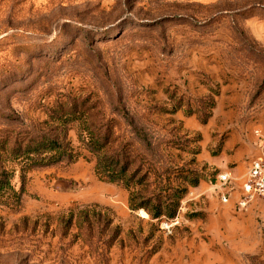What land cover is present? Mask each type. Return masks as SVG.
Returning <instances> with one entry per match:
<instances>
[{"label": "rangeland", "instance_id": "rangeland-1", "mask_svg": "<svg viewBox=\"0 0 264 264\" xmlns=\"http://www.w3.org/2000/svg\"><path fill=\"white\" fill-rule=\"evenodd\" d=\"M70 98L97 101L145 160L177 168L174 185L180 169L198 184L143 240L146 213L95 175L73 121L80 157L28 167L20 206L0 205V264H264V202L236 206L250 160L264 155V0H0V140ZM224 171L237 178L227 203L214 189ZM76 207L92 223L100 212L86 238L60 224Z\"/></svg>", "mask_w": 264, "mask_h": 264}, {"label": "trees", "instance_id": "trees-1", "mask_svg": "<svg viewBox=\"0 0 264 264\" xmlns=\"http://www.w3.org/2000/svg\"><path fill=\"white\" fill-rule=\"evenodd\" d=\"M53 108L56 109V116L53 115L50 121L0 140V205L20 206L24 172L28 167L48 165L64 159L74 162L80 157L78 149L72 146L67 137L70 123L77 121V136L82 148L89 154V159L93 161L95 175L106 182L118 183L127 190L128 208L132 213H146L149 236L143 240L153 237L154 232L159 229L153 221L157 224L161 220L170 222L176 217L187 186H197L200 174L191 169H180L178 172L182 176L178 179L181 182L174 185L173 174L177 168L166 166L159 170L153 162L145 160L127 138L115 132L118 122L105 116L97 101L89 105L88 99L70 98L56 102ZM123 119L127 120V117L124 116ZM132 129L136 137L145 141L136 127ZM8 163H13L14 166L8 167ZM17 167L20 171L18 188L13 182ZM87 209L89 208L76 207L66 217H62L60 224L64 231L75 222L79 235L86 238L84 230L93 233L100 212L92 210L91 214L95 219L92 223ZM26 220L24 217L23 221ZM110 230L112 234L108 243L119 235L117 225Z\"/></svg>", "mask_w": 264, "mask_h": 264}, {"label": "built area", "instance_id": "built-area-1", "mask_svg": "<svg viewBox=\"0 0 264 264\" xmlns=\"http://www.w3.org/2000/svg\"><path fill=\"white\" fill-rule=\"evenodd\" d=\"M236 179L229 171L216 176L214 189L221 203H227L231 199ZM237 191L236 206L239 210L247 208L256 200L264 202V155L250 160Z\"/></svg>", "mask_w": 264, "mask_h": 264}, {"label": "crops", "instance_id": "crops-1", "mask_svg": "<svg viewBox=\"0 0 264 264\" xmlns=\"http://www.w3.org/2000/svg\"><path fill=\"white\" fill-rule=\"evenodd\" d=\"M242 155L239 151L235 152V154L232 156L233 159H236V158H242ZM258 155L257 154V151H254V152H250L247 156L249 158H252L254 156Z\"/></svg>", "mask_w": 264, "mask_h": 264}]
</instances>
